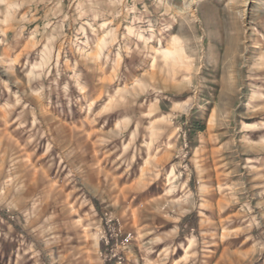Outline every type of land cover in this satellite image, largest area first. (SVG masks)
Here are the masks:
<instances>
[{"label": "rangeland", "instance_id": "rangeland-1", "mask_svg": "<svg viewBox=\"0 0 264 264\" xmlns=\"http://www.w3.org/2000/svg\"><path fill=\"white\" fill-rule=\"evenodd\" d=\"M0 264H264V0H0Z\"/></svg>", "mask_w": 264, "mask_h": 264}, {"label": "bare ground", "instance_id": "bare-ground-1", "mask_svg": "<svg viewBox=\"0 0 264 264\" xmlns=\"http://www.w3.org/2000/svg\"><path fill=\"white\" fill-rule=\"evenodd\" d=\"M194 1V3H196V2H199V1H201V0H193ZM176 52H178V49H176V50H174V51H172V50H167L166 51V53L168 54V55H171V56H174L175 55V53Z\"/></svg>", "mask_w": 264, "mask_h": 264}, {"label": "built area", "instance_id": "built-area-1", "mask_svg": "<svg viewBox=\"0 0 264 264\" xmlns=\"http://www.w3.org/2000/svg\"><path fill=\"white\" fill-rule=\"evenodd\" d=\"M121 243H127L128 242V237H123V236H119ZM117 240V239H116Z\"/></svg>", "mask_w": 264, "mask_h": 264}]
</instances>
